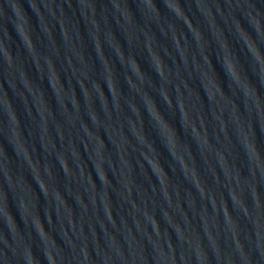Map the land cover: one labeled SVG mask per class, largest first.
<instances>
[{"label":"water","instance_id":"95a60500","mask_svg":"<svg viewBox=\"0 0 264 264\" xmlns=\"http://www.w3.org/2000/svg\"><path fill=\"white\" fill-rule=\"evenodd\" d=\"M0 264H264V0H0Z\"/></svg>","mask_w":264,"mask_h":264}]
</instances>
